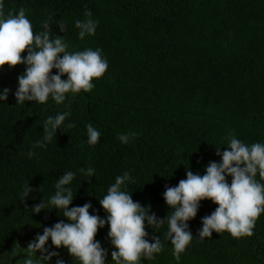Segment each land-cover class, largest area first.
Masks as SVG:
<instances>
[{"label": "trees", "instance_id": "trees-1", "mask_svg": "<svg viewBox=\"0 0 264 264\" xmlns=\"http://www.w3.org/2000/svg\"><path fill=\"white\" fill-rule=\"evenodd\" d=\"M2 2L5 14L24 7L35 33L50 17L51 38L63 37L70 52L101 49L108 69L93 80L91 92L66 94L60 105L51 97L45 104H17L18 76L27 65L0 69V93L10 89L7 101L0 100V264H23L22 249L37 234L61 220L69 222L57 208L31 210L42 200L48 204L57 179L67 171L76 173L68 185L74 195L69 207L91 203L90 214L106 219L99 200L127 171L135 182L123 190L141 206H150L149 215L166 219L172 210L163 195L166 186H178L188 170L204 175L210 162H222L217 147L221 153L229 150V131L247 145L264 143V0ZM88 9L99 23L95 35L81 40L75 21L85 19ZM69 110L53 140L34 148L43 139L44 120ZM69 123L75 127L68 128ZM89 123L101 134L94 146L88 143ZM120 134L129 135V142L122 143ZM29 150L35 153L31 158ZM89 167L95 169L93 177L79 171ZM226 178L231 183L232 177ZM256 179L264 183L258 174ZM26 184L32 192L21 200ZM217 207L210 199L200 202L196 217L188 221L193 239L179 261L165 235L167 221L158 231L146 221L145 238L155 243L153 237H159L163 251L140 264H264V213L251 237L213 231L211 238L200 239L202 218ZM109 230L107 224L101 227L95 240L107 251L105 264H115L111 253L117 249ZM45 247L59 253L48 264L58 259L80 264L51 238ZM13 249L20 254L13 256ZM41 255L37 251L33 259L47 264Z\"/></svg>", "mask_w": 264, "mask_h": 264}, {"label": "clouds", "instance_id": "clouds-1", "mask_svg": "<svg viewBox=\"0 0 264 264\" xmlns=\"http://www.w3.org/2000/svg\"><path fill=\"white\" fill-rule=\"evenodd\" d=\"M26 9L20 7L4 11V4L0 0V69L5 65L12 68L19 64H26V70L18 76V88L15 92L17 104L24 105L26 101L45 104L51 97L57 105L64 104L66 94L73 97L83 92H91L94 88L93 80L102 78L108 69V61L102 56V50L91 48L83 51L70 52L69 44L63 37H52L49 19L41 22L42 31L35 33L33 25L26 16ZM85 19H77L75 27L79 29L78 36L83 40L88 35H95L98 21L92 19L90 9L84 12ZM61 31L66 25L59 23ZM27 50V56H22ZM62 54V56H61ZM57 69L58 74H52ZM67 79H62L64 75ZM10 89L5 88L0 93V100L7 101ZM71 102L69 101V109ZM71 111L48 116L43 122L44 136L33 147H46L62 128ZM68 128L75 127L69 123ZM88 143L95 145L99 142L100 132L91 123L87 126ZM131 136L138 135L131 133ZM129 135L120 134L118 139L122 143L129 142ZM229 150L222 153L217 147V155L222 156V162L212 161L206 166V174L186 172V179H181L178 186H166L164 198L172 209L166 219H158L155 213L149 215L150 206L145 208L135 202L132 194L126 190L127 182H135L129 172H124L115 178L107 190V194L99 200L103 209L108 213L106 219L99 215L90 214L91 203L83 206L69 207L74 199L73 191L68 185L74 180L76 173L67 171L57 179L55 194L48 204L42 202L35 205L32 212L39 213L43 209L57 208L69 222L63 220L52 227H45L43 234L29 242L27 248L22 249L26 258L23 264H39L33 259L37 251L45 253L39 256L40 261L47 264L52 257L59 256L58 252L49 251L45 245L51 238L56 248L65 247L70 255L80 264H105L107 251L101 243L95 240L98 230L106 224L110 226L108 236L117 249L112 251L111 257L115 264H140L142 258L153 260L155 254L163 251L161 239L154 236L155 243H150L145 237L147 225L157 231L167 221L166 238L173 246V256L179 261L181 254L193 239L188 221L195 218L200 202L212 200L218 207L208 216L202 218L203 227L199 230V237L211 238L213 231L228 232L235 239L251 237L260 215L264 213V143L247 145L229 131L227 144ZM35 153L29 150L31 158ZM79 171L87 177H93L95 169L89 167ZM227 176H231V183ZM90 180V179H89ZM32 189L29 184L23 187L21 200L26 199ZM20 253L13 249L12 255ZM56 264H65L58 259Z\"/></svg>", "mask_w": 264, "mask_h": 264}]
</instances>
